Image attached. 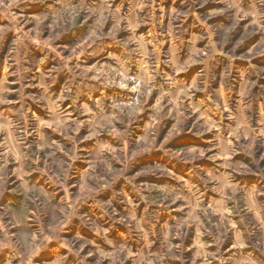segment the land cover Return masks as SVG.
<instances>
[{
    "label": "clouds",
    "instance_id": "9594fccd",
    "mask_svg": "<svg viewBox=\"0 0 264 264\" xmlns=\"http://www.w3.org/2000/svg\"><path fill=\"white\" fill-rule=\"evenodd\" d=\"M0 264H264V0H0Z\"/></svg>",
    "mask_w": 264,
    "mask_h": 264
}]
</instances>
